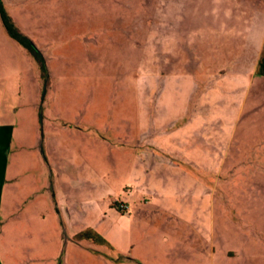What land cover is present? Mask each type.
<instances>
[{"label":"rangeland","instance_id":"1","mask_svg":"<svg viewBox=\"0 0 264 264\" xmlns=\"http://www.w3.org/2000/svg\"><path fill=\"white\" fill-rule=\"evenodd\" d=\"M1 1L0 264H264V0Z\"/></svg>","mask_w":264,"mask_h":264},{"label":"trees","instance_id":"2","mask_svg":"<svg viewBox=\"0 0 264 264\" xmlns=\"http://www.w3.org/2000/svg\"><path fill=\"white\" fill-rule=\"evenodd\" d=\"M0 18L2 20L5 29L10 34V36L15 40H17L31 55H33L39 61L41 65V69L45 70L43 57L35 51L31 43L26 38L20 35L16 26L13 24L10 16L6 12L1 0H0ZM75 239L76 240L90 239L95 243H99V244L106 243L105 240L100 235H98L91 229H86L85 231L79 233L78 235H76Z\"/></svg>","mask_w":264,"mask_h":264},{"label":"crops","instance_id":"3","mask_svg":"<svg viewBox=\"0 0 264 264\" xmlns=\"http://www.w3.org/2000/svg\"><path fill=\"white\" fill-rule=\"evenodd\" d=\"M9 132V127L7 125L0 124V153L3 150L4 146H6L4 139L7 137V134ZM2 167H3V162L1 161V156H0V181L2 178Z\"/></svg>","mask_w":264,"mask_h":264},{"label":"built area","instance_id":"4","mask_svg":"<svg viewBox=\"0 0 264 264\" xmlns=\"http://www.w3.org/2000/svg\"><path fill=\"white\" fill-rule=\"evenodd\" d=\"M119 207H120L121 209H126V208H127V205H126V204H123V203H120Z\"/></svg>","mask_w":264,"mask_h":264}]
</instances>
